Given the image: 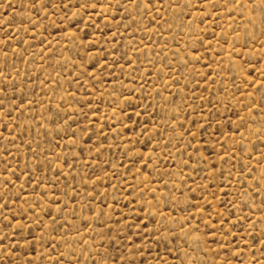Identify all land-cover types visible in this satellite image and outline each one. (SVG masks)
<instances>
[{
  "label": "rangeland",
  "instance_id": "rangeland-1",
  "mask_svg": "<svg viewBox=\"0 0 264 264\" xmlns=\"http://www.w3.org/2000/svg\"><path fill=\"white\" fill-rule=\"evenodd\" d=\"M0 264H264V0H0Z\"/></svg>",
  "mask_w": 264,
  "mask_h": 264
}]
</instances>
